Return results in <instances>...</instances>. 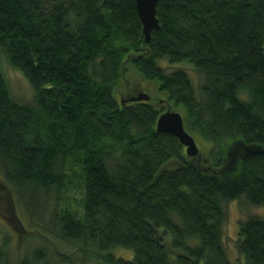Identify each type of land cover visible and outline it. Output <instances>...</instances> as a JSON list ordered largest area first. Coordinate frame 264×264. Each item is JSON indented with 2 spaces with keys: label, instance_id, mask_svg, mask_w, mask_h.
Masks as SVG:
<instances>
[{
  "label": "trees",
  "instance_id": "1",
  "mask_svg": "<svg viewBox=\"0 0 264 264\" xmlns=\"http://www.w3.org/2000/svg\"><path fill=\"white\" fill-rule=\"evenodd\" d=\"M156 18L144 42L134 0H0V57L33 93L15 99L0 63V199L19 230L14 204L38 210L41 194L78 177V208H54L47 225L29 220L60 261L236 264L222 203L264 206V152L242 150H264V0H158ZM157 60L188 62L203 76L198 89ZM129 70L181 113L205 155L156 131L167 108L150 94L121 101L138 90ZM236 244L237 264H264V216L240 220ZM116 247L132 257H115Z\"/></svg>",
  "mask_w": 264,
  "mask_h": 264
},
{
  "label": "rangeland",
  "instance_id": "2",
  "mask_svg": "<svg viewBox=\"0 0 264 264\" xmlns=\"http://www.w3.org/2000/svg\"><path fill=\"white\" fill-rule=\"evenodd\" d=\"M0 63L4 68V72L6 74L13 97L21 103H30L32 101L33 93L24 77L19 71L12 68L5 61V59H1V57ZM157 63L162 68H164L165 66V69L171 70L173 68L179 67L185 70L190 75L195 89H198L199 85L202 82L203 76L195 71L191 65L187 64L188 62L172 65H168V63L164 62V66L160 63V60H157ZM126 77L128 78V82L132 88L135 86H137L138 88V90L133 89L132 92H130L132 95L140 91L146 92L155 98V100L152 101L153 103H155L157 106L162 107L163 109L167 108L166 103H164L165 96L163 94H158L152 84L146 82L142 83V81L135 78L134 73H130V70L127 73ZM195 141L200 149V153L205 155L203 150L204 144H202V142L197 137L195 138ZM78 191V177L75 176L71 179V182L67 188L65 187L62 189H58V191L51 190L50 192H48V194H45V197H42L41 194V198L37 199V202L35 199L34 202H36L35 205L38 210L34 209L33 211H30L28 209L29 205L27 204V201H25V199H23V201L19 204H14L12 216L14 215L15 220H17L19 226L22 225V222H26V226H21L19 230L12 222V219L10 218L11 214L7 212V197H3L4 203L2 202L1 198L0 248L4 253L3 264H19V262L24 257H28L30 258V260H32V253L42 246L46 247L45 256H39L37 260L32 261V264H92V262L90 261L84 263L78 260H72L69 262L60 261L58 256L53 255V249L45 243V239H43V237H41L40 235L38 236V231L35 229V227H32L29 224V220H33L34 223H38L36 224L37 226H39V224L47 225V221L50 222L51 220V214L54 208L57 209L64 205H68L70 208H78ZM30 209H32V207ZM222 209L223 217L221 221V230L226 253L228 258L232 262L237 264V260L241 258L236 244L238 223L240 220H243L249 216H264V206H251L245 201L243 197H240L238 199L222 203ZM11 210L12 209H9V211ZM115 249L116 250L112 252L115 257L130 259L133 255L132 250L124 249L121 247H116Z\"/></svg>",
  "mask_w": 264,
  "mask_h": 264
},
{
  "label": "water",
  "instance_id": "3",
  "mask_svg": "<svg viewBox=\"0 0 264 264\" xmlns=\"http://www.w3.org/2000/svg\"><path fill=\"white\" fill-rule=\"evenodd\" d=\"M135 7L139 21L142 25V34L144 42H148L150 39V33L152 30H155L159 27L158 20L156 18V5L158 0H134ZM150 95L146 92L140 91L136 94L130 96L128 99H121L122 102L129 101H149ZM156 131L162 133H168L173 135L178 139L180 144L185 148V153L188 156H196L199 153V148L194 137L185 129L184 121L181 113L176 110L166 109L164 110L156 120ZM242 146H234L227 151L226 157V170H230L238 156H241L239 153V148ZM244 152H264V150L255 149L251 150L247 147H242ZM14 218V216H13ZM13 221V220H12Z\"/></svg>",
  "mask_w": 264,
  "mask_h": 264
}]
</instances>
